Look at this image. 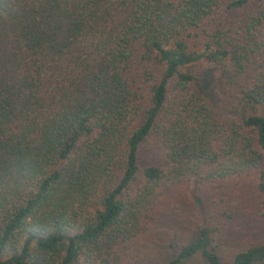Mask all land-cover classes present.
Returning <instances> with one entry per match:
<instances>
[{"label": "trees", "instance_id": "1", "mask_svg": "<svg viewBox=\"0 0 264 264\" xmlns=\"http://www.w3.org/2000/svg\"><path fill=\"white\" fill-rule=\"evenodd\" d=\"M203 60L244 80L227 116ZM252 175L264 194V0H0V264H126L173 194L208 209ZM213 233L165 264H264Z\"/></svg>", "mask_w": 264, "mask_h": 264}, {"label": "rangeland", "instance_id": "2", "mask_svg": "<svg viewBox=\"0 0 264 264\" xmlns=\"http://www.w3.org/2000/svg\"><path fill=\"white\" fill-rule=\"evenodd\" d=\"M208 25H205L207 27ZM203 33V32H201ZM198 85L208 95L216 111L227 116L225 104L242 90L243 78L223 69H215L206 61L196 66ZM149 91L146 90V102ZM153 147H144L141 165L160 164L162 156ZM259 179L252 175L243 178L239 185H231L220 194L213 195L214 206L206 209L194 203V195L207 198L203 190L190 188L173 194L169 202L155 212L156 221L134 246L141 247L138 259L126 264H165L176 257L190 233L200 224L214 228V244L222 259L228 263L235 253L264 241V194L258 188ZM226 212V213H224ZM136 246V248H137ZM202 264V259H196Z\"/></svg>", "mask_w": 264, "mask_h": 264}]
</instances>
